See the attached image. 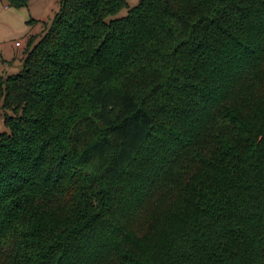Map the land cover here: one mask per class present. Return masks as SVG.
<instances>
[{
  "label": "trees",
  "instance_id": "trees-1",
  "mask_svg": "<svg viewBox=\"0 0 264 264\" xmlns=\"http://www.w3.org/2000/svg\"><path fill=\"white\" fill-rule=\"evenodd\" d=\"M137 1L0 74V264H264V0Z\"/></svg>",
  "mask_w": 264,
  "mask_h": 264
},
{
  "label": "rangeland",
  "instance_id": "rangeland-1",
  "mask_svg": "<svg viewBox=\"0 0 264 264\" xmlns=\"http://www.w3.org/2000/svg\"><path fill=\"white\" fill-rule=\"evenodd\" d=\"M60 0H31L27 8L13 9L4 0H0V74L5 76L17 74L22 67L23 52L30 36L42 33L50 26L58 12ZM129 8H134L137 0H126ZM124 9L113 17H125ZM35 20L31 25L30 20ZM45 24V25H44ZM18 43L20 46H15ZM10 115L0 105V135L9 133L4 124V117Z\"/></svg>",
  "mask_w": 264,
  "mask_h": 264
},
{
  "label": "built area",
  "instance_id": "built-area-1",
  "mask_svg": "<svg viewBox=\"0 0 264 264\" xmlns=\"http://www.w3.org/2000/svg\"><path fill=\"white\" fill-rule=\"evenodd\" d=\"M15 46H17V47H18V46H19V44H18V43H16V45H15Z\"/></svg>",
  "mask_w": 264,
  "mask_h": 264
},
{
  "label": "crops",
  "instance_id": "crops-1",
  "mask_svg": "<svg viewBox=\"0 0 264 264\" xmlns=\"http://www.w3.org/2000/svg\"><path fill=\"white\" fill-rule=\"evenodd\" d=\"M19 46H20V45H19ZM19 46H18V47H19Z\"/></svg>",
  "mask_w": 264,
  "mask_h": 264
}]
</instances>
